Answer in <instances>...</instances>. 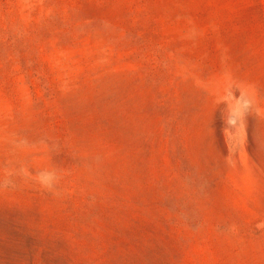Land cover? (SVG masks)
Here are the masks:
<instances>
[{"label":"rangeland","instance_id":"obj_1","mask_svg":"<svg viewBox=\"0 0 264 264\" xmlns=\"http://www.w3.org/2000/svg\"><path fill=\"white\" fill-rule=\"evenodd\" d=\"M0 264H264V0H0Z\"/></svg>","mask_w":264,"mask_h":264},{"label":"clouds","instance_id":"obj_2","mask_svg":"<svg viewBox=\"0 0 264 264\" xmlns=\"http://www.w3.org/2000/svg\"><path fill=\"white\" fill-rule=\"evenodd\" d=\"M54 180H55L54 173L51 172L41 173V183H43L45 186L51 187Z\"/></svg>","mask_w":264,"mask_h":264}]
</instances>
